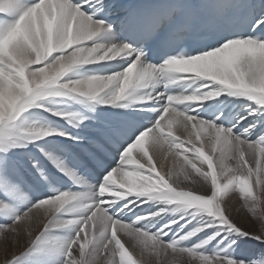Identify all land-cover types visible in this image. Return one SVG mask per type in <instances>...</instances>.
<instances>
[{"label": "snow or ice", "instance_id": "1", "mask_svg": "<svg viewBox=\"0 0 264 264\" xmlns=\"http://www.w3.org/2000/svg\"><path fill=\"white\" fill-rule=\"evenodd\" d=\"M0 264H264V0H0Z\"/></svg>", "mask_w": 264, "mask_h": 264}, {"label": "rangeland", "instance_id": "2", "mask_svg": "<svg viewBox=\"0 0 264 264\" xmlns=\"http://www.w3.org/2000/svg\"><path fill=\"white\" fill-rule=\"evenodd\" d=\"M240 204L238 195H233L225 201V207L239 226L248 231H256L258 222L246 210L240 209V211H237L240 208Z\"/></svg>", "mask_w": 264, "mask_h": 264}, {"label": "bare ground", "instance_id": "3", "mask_svg": "<svg viewBox=\"0 0 264 264\" xmlns=\"http://www.w3.org/2000/svg\"><path fill=\"white\" fill-rule=\"evenodd\" d=\"M165 171L167 170V164H166V166H165V169H164Z\"/></svg>", "mask_w": 264, "mask_h": 264}]
</instances>
